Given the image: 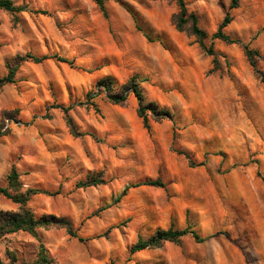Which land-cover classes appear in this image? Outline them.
Instances as JSON below:
<instances>
[{"label": "rangeland", "instance_id": "rangeland-1", "mask_svg": "<svg viewBox=\"0 0 264 264\" xmlns=\"http://www.w3.org/2000/svg\"><path fill=\"white\" fill-rule=\"evenodd\" d=\"M11 1L22 11L0 10V78L16 55L48 59L22 63L14 83L0 89V187L14 169L23 191L39 192L27 203L35 216L64 218L77 237L57 227L8 234L0 238L1 260L40 264L42 246L53 264H264V83L238 45L211 40L229 14L225 34L264 54V0H237L233 9L231 0H184L206 33L203 44L217 54L214 72L197 38L175 28L174 1L107 0L105 14L91 0ZM117 8L148 43L174 57L165 71L173 82L159 83L154 96L142 74L114 76L106 62L82 61L81 47L99 29L96 18L109 22ZM88 16L93 24L86 28ZM174 46L196 47V66ZM256 65L264 73V62ZM134 75L144 100L168 110L172 120H149L147 131L132 95L123 105L102 93L87 97L101 79L117 88ZM157 179L164 188L143 185ZM88 180L101 183L78 187ZM5 201L12 202L0 195V210L18 209H2ZM187 227L204 241L184 236L130 253L138 238Z\"/></svg>", "mask_w": 264, "mask_h": 264}, {"label": "trees", "instance_id": "trees-1", "mask_svg": "<svg viewBox=\"0 0 264 264\" xmlns=\"http://www.w3.org/2000/svg\"><path fill=\"white\" fill-rule=\"evenodd\" d=\"M91 1H93L105 14L104 3L107 0ZM171 1H174L178 7V12L172 17V21L175 28L180 32L187 30L191 36L197 38L201 49L208 56L212 57L213 67L210 72L216 71L219 66V63L217 61V54L214 52L212 45L206 47L203 44V40L206 38V33L199 27L197 16L187 12L184 0ZM236 7L237 0H231L229 8L233 9ZM0 10L6 11L10 14H15L19 11H22L21 8H16L11 0H0ZM133 18L135 20V17ZM231 20L232 18L230 17V15L226 14L222 22L218 25L216 32L211 36V40H218L227 45H238L242 49L244 57L246 58L249 66L252 68L255 77L260 82L264 83V73L256 65L257 61H264V55H262L259 51L251 50L248 44H245L240 40L232 39L225 34L224 29L230 24ZM136 29L138 31H142L141 28L137 25ZM144 36L147 40L150 41V38L147 36V34L144 33ZM51 58H54L58 62L67 63L71 65V62H68L66 59L61 58L59 56L55 55ZM46 59H48L47 56L38 58L32 54H26L24 56L16 55L11 60L6 61L5 65L7 69V74L3 78H0V89L5 84L14 83L15 74L22 63L30 61L32 63L39 64ZM137 80L138 77L134 75L130 79H128L124 84L115 88L111 79H101L95 84V93L90 92L87 94V97L88 99H91L94 98L95 95L102 93L104 94L106 100L109 103L113 105H123L126 103L128 97L132 95L137 101L136 114L138 118L142 120L143 127L147 131H149L150 129L149 120H152L156 123H159L165 119L172 120L173 116L168 110L160 108L154 102H146L144 100L142 91L139 87V82ZM63 111L66 112L67 109H64ZM66 122L68 124L69 129L73 133V126L68 116H66ZM177 153L184 156V158L188 161V165L190 167L195 166L194 161L189 155L183 154L182 152ZM18 179V174L14 169H12L9 175L7 176V186L0 187V195L4 196L5 198L11 200L14 204L18 205V209L16 211L0 210V238L5 235L13 234L19 231L34 234L35 230L38 228L49 229L52 227L64 228L66 230V233L70 237H77L76 234L73 232L70 223L64 218H57L53 215H42L40 217L35 216V214L30 210V208L27 207V203L31 196L39 192L37 190L32 189H26L23 191L22 185L20 184ZM98 183H101V181L97 182L95 180H88L84 183H79L78 187L95 186ZM138 185L140 184H135L130 187H136ZM143 185L157 188H164L165 186L164 183L159 179L145 182L143 183ZM130 187H125L122 191L121 196H124ZM184 236H191L193 240L198 243L204 241V239L200 238L198 234L194 230H191L189 227L183 230H173L171 228L168 230H156L154 234L146 240L138 238L137 241L130 247V253H136L147 249L159 248L165 242L178 243L179 240ZM38 262L40 264H53L52 261L46 255V252L44 251L42 246ZM0 264L6 263H4L0 258Z\"/></svg>", "mask_w": 264, "mask_h": 264}, {"label": "crops", "instance_id": "crops-1", "mask_svg": "<svg viewBox=\"0 0 264 264\" xmlns=\"http://www.w3.org/2000/svg\"><path fill=\"white\" fill-rule=\"evenodd\" d=\"M83 2L91 9L89 2ZM97 19L96 24L99 29L89 33L91 37L87 44L81 47V50L87 53L82 58L83 63L87 66H99L106 62V73L114 76L142 74L149 78L153 84L148 85L152 95L159 91V83L173 82V76L165 74V71L166 68H173L174 57L162 46L148 43L142 34L135 29L132 17L126 10L121 8L114 10L109 15V22H104L99 17ZM82 21L86 28L93 24L92 16L83 17ZM156 29L159 30L160 28L156 27ZM174 47L178 51L186 53V57L183 58L187 65L196 66L198 58L196 47H188V50L185 49V46ZM4 204L2 209L6 210L11 209L14 205L13 202L7 201Z\"/></svg>", "mask_w": 264, "mask_h": 264}]
</instances>
